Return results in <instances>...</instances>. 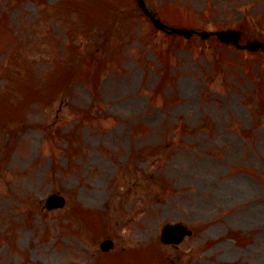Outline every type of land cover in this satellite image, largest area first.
Listing matches in <instances>:
<instances>
[{
	"label": "rangeland",
	"instance_id": "obj_1",
	"mask_svg": "<svg viewBox=\"0 0 264 264\" xmlns=\"http://www.w3.org/2000/svg\"><path fill=\"white\" fill-rule=\"evenodd\" d=\"M67 1L0 0V264H264V53ZM146 1L264 40V0Z\"/></svg>",
	"mask_w": 264,
	"mask_h": 264
},
{
	"label": "water",
	"instance_id": "obj_2",
	"mask_svg": "<svg viewBox=\"0 0 264 264\" xmlns=\"http://www.w3.org/2000/svg\"><path fill=\"white\" fill-rule=\"evenodd\" d=\"M139 6L144 10V12L150 17L152 20L153 24L157 27L160 28L164 31H168L171 33H181L185 35L186 37H189L194 30L193 29H183V28H177V27H172L169 25H166L165 23L161 22L159 19L154 18L152 13L148 11L147 7L144 4L143 0H137ZM199 34L201 35L202 38H205L211 34L217 35V37L224 42L225 44L228 43H233L236 45V47L241 48V49H251L255 50L257 48H262L264 49V42H259L257 40L254 41H247L246 44L244 45H239V36L240 33L239 31L233 30L231 28L226 29V30H220V31H200ZM64 204V199L61 196H58L57 194H52L46 202V206L48 208H53V207H58L62 206ZM191 231L188 230L184 225L182 224H166L161 233V240L164 242H173L177 243L181 241L184 235L190 234ZM102 248L106 249L112 246V242L110 240H105L101 244Z\"/></svg>",
	"mask_w": 264,
	"mask_h": 264
}]
</instances>
